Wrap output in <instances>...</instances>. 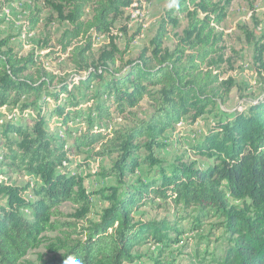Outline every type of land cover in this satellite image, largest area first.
Segmentation results:
<instances>
[{
    "label": "trees",
    "instance_id": "16d2710c",
    "mask_svg": "<svg viewBox=\"0 0 264 264\" xmlns=\"http://www.w3.org/2000/svg\"><path fill=\"white\" fill-rule=\"evenodd\" d=\"M10 1L0 0V30ZM135 1H44L53 21L69 25L58 39L76 70L68 78L41 69L31 73L30 67L36 64L32 54L20 56L10 46L13 36H0V104L17 106L28 95L39 99L45 94L41 103L33 100L21 106V110L37 106L32 125L9 120L3 126L7 166L36 181L25 185L0 181V264H22L29 251L42 244L47 231L60 232L62 237L52 243L54 256L40 264H65L69 257L82 264L133 263L138 258L136 248L151 239L165 242L169 234H179L166 219L135 220V211L157 199L192 209L198 221L210 215L223 220L227 247L208 264H264V96L232 117L220 119L193 146L196 154L212 160L207 167L167 163L157 154L167 146V131L186 117L196 120L211 113L233 87L232 79L221 81L219 73L225 62L220 27L233 0H171L149 45L136 58L125 59L126 50L119 49L113 38L95 53L94 36L110 34ZM181 16L186 23L179 31ZM40 22V8H35L28 19L30 30ZM140 33L138 29L129 42ZM169 34L175 38L171 48L165 44ZM79 39L81 44L76 43ZM253 58L264 68V36L255 40ZM94 82L98 87L91 92ZM76 87L87 90L94 100L80 131L70 128L73 115L82 116L77 109L80 101L73 94ZM50 98L54 106L46 115L42 110ZM144 99L151 111L141 118L133 110ZM115 112L132 115L131 125L102 128V123L114 120ZM51 117L59 118L67 134L75 133L71 143L49 130ZM82 149L91 150L85 164L115 157L103 175L119 183L135 173L142 160L156 170L125 184L124 189L108 188L109 206L100 219L72 228L71 234L77 236L72 237L68 230L75 225L62 222L65 214L60 206L71 202L77 206L76 216L87 219L93 205L84 177L64 165L71 150Z\"/></svg>",
    "mask_w": 264,
    "mask_h": 264
},
{
    "label": "rangeland",
    "instance_id": "374dc122",
    "mask_svg": "<svg viewBox=\"0 0 264 264\" xmlns=\"http://www.w3.org/2000/svg\"><path fill=\"white\" fill-rule=\"evenodd\" d=\"M45 0H11L3 10L2 16L5 19L0 30V36L12 35L10 46L20 56L31 55L36 64L30 67V72L35 73L38 69L49 71L61 78L76 73L68 53H63L62 46L58 43L64 29L69 28L67 23L62 25L53 21V12L46 7ZM171 0H136L127 8L122 17L114 24L111 33L101 34L93 38V51L98 53L99 49L108 47L111 39L121 50H126L125 59H134L139 52L148 46L150 40L158 27L161 17L169 7ZM40 8L41 22L34 29L30 30L28 19L30 13ZM90 15V11L88 12ZM181 25L179 31L185 26V18L180 17ZM125 27V31L120 28ZM141 29L140 35L129 42L130 37ZM224 32V60L220 73V80L232 79L233 87L225 102L219 101L218 105L211 111L196 120L186 117L173 130L165 133L167 146L157 150L158 157L167 163L187 162L195 167H207L212 160L196 154L193 146L202 140L210 127L214 126L220 119L232 117L235 113L245 110L249 103L261 99L264 96V68L253 58L254 42L264 36V0H233L229 9L226 21L220 27ZM84 42V41H83ZM76 43L81 44L82 40ZM175 43L173 34H169L165 41L166 46L172 47ZM81 74V73H80ZM84 73L82 72L81 75ZM110 77V76H107ZM78 82V80H76ZM98 87L97 82L91 86V92ZM53 88H51L52 90ZM74 97L80 101L78 112L82 114L73 115V122L70 128L80 131L86 126L82 121L91 111L94 103L89 99L87 90L76 87L73 90ZM36 96L28 95L22 102L13 106L0 104V181L25 185L27 181L35 182V177L27 173L13 172L3 159L7 151L5 147L3 126L7 121L22 122L32 125V118L37 114V106L21 110L24 102L35 101L41 103L45 97L42 93L39 99ZM61 96V101L65 100ZM48 104L43 112L48 115L54 106V99H47ZM139 117H144L151 111L149 102L144 99L135 108ZM94 115V114H93ZM132 115L115 112L114 120L110 123H102V128H118L131 125ZM59 118L51 117L49 130L56 136H64L71 143L72 137L65 132ZM90 149L71 150L67 157L65 167L71 173H78L84 177V184L92 194L93 205L87 215V219L76 216L77 206L71 202L63 203L60 210L65 214L62 222L74 224L68 232L72 237L71 230L86 227L89 221H98L105 208L109 206L105 195L110 194V187L124 189L125 184H132L138 178H146L154 174L156 168H152L144 160L135 171L119 183L115 177H105L103 172L109 169L115 157H102L91 160L85 164ZM141 159L145 158V150L140 151ZM124 186V187H123ZM29 197V196H28ZM25 213V212H24ZM138 221H160L166 219L171 221L179 230V234H169L171 238L165 242H158L151 239L141 247L135 249L138 258L133 263L126 264H202L203 261L210 263V259L221 256L227 247V236L225 229L221 226L223 220L219 216L210 215L205 220L198 221L193 210L181 205L174 204L171 200L157 199L143 205L133 213ZM68 229V228H65ZM42 244L29 251L22 260V264H40L44 260L54 256L51 246L55 239L61 238L60 232L47 231L42 234Z\"/></svg>",
    "mask_w": 264,
    "mask_h": 264
},
{
    "label": "clouds",
    "instance_id": "9594fccd",
    "mask_svg": "<svg viewBox=\"0 0 264 264\" xmlns=\"http://www.w3.org/2000/svg\"><path fill=\"white\" fill-rule=\"evenodd\" d=\"M65 264H82V261H80L79 259L75 257H69L67 261L65 262Z\"/></svg>",
    "mask_w": 264,
    "mask_h": 264
},
{
    "label": "bare ground",
    "instance_id": "6f19581e",
    "mask_svg": "<svg viewBox=\"0 0 264 264\" xmlns=\"http://www.w3.org/2000/svg\"><path fill=\"white\" fill-rule=\"evenodd\" d=\"M66 164H67V161H65L64 165H66Z\"/></svg>",
    "mask_w": 264,
    "mask_h": 264
},
{
    "label": "built area",
    "instance_id": "2783aa9c",
    "mask_svg": "<svg viewBox=\"0 0 264 264\" xmlns=\"http://www.w3.org/2000/svg\"><path fill=\"white\" fill-rule=\"evenodd\" d=\"M65 163V162H64Z\"/></svg>",
    "mask_w": 264,
    "mask_h": 264
}]
</instances>
